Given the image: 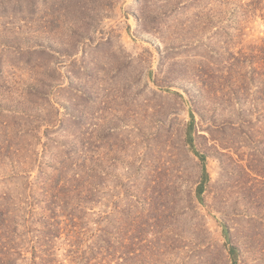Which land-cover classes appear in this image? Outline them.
<instances>
[{
    "label": "rangeland",
    "instance_id": "374dc122",
    "mask_svg": "<svg viewBox=\"0 0 264 264\" xmlns=\"http://www.w3.org/2000/svg\"><path fill=\"white\" fill-rule=\"evenodd\" d=\"M248 1L0 0V193L83 188L86 239L148 241L110 264H264L263 150L213 129L249 107L231 95L264 48Z\"/></svg>",
    "mask_w": 264,
    "mask_h": 264
},
{
    "label": "trees",
    "instance_id": "16d2710c",
    "mask_svg": "<svg viewBox=\"0 0 264 264\" xmlns=\"http://www.w3.org/2000/svg\"><path fill=\"white\" fill-rule=\"evenodd\" d=\"M239 11L242 19L256 18L264 23V0H249L248 3L240 5ZM258 51L261 57H256L252 62L242 57L237 60L240 69L251 66L252 70L250 74L239 75L232 84L235 88L236 85H241L239 91L234 89L236 91L231 93L232 100H237L241 95V101L246 103L249 100L248 109L239 102L233 107L220 109L227 115L222 119L221 125L213 129L223 133L237 131L238 135L255 141V148L263 150V153L257 151L261 157L255 160L254 167L247 169L254 178L264 180V48L260 47ZM246 114L252 116L253 120H247ZM232 117L238 121L235 123ZM24 177L25 175L21 173V178ZM12 178L16 177L9 174L5 181L9 183ZM82 189L70 190L67 200L63 201L65 206H59L57 201L37 202L34 198L32 200L26 198L23 201L8 191L1 192L0 264H110L112 261H107L106 257L111 253L120 251L121 255L132 254L142 247L144 241L148 242L147 239H142V236L117 239L108 233L99 240L94 237L96 241L86 239L84 234L80 233L87 232L84 229V221L81 217H75L73 215L75 210L70 207L73 203L89 201L88 192L85 194ZM199 191H203L202 186ZM65 207L70 213H65ZM160 223L154 220L149 227L154 229ZM167 239L171 241L172 236ZM59 244L64 251L62 258L56 253ZM119 260L123 258L120 257Z\"/></svg>",
    "mask_w": 264,
    "mask_h": 264
}]
</instances>
